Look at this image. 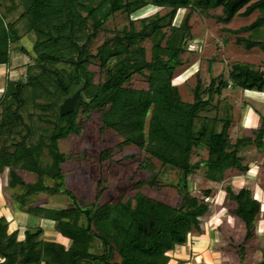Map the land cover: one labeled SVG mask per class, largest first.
I'll return each instance as SVG.
<instances>
[{
  "label": "trees",
  "instance_id": "16d2710c",
  "mask_svg": "<svg viewBox=\"0 0 264 264\" xmlns=\"http://www.w3.org/2000/svg\"><path fill=\"white\" fill-rule=\"evenodd\" d=\"M146 8L159 11L132 18ZM217 9L221 15L215 19L222 24L258 12L254 22L230 33L243 50L264 53V0H0V67L10 66L12 46L21 44L24 36L33 37L30 49H18L32 61L26 75L7 80L0 93V176H8L3 193L10 195L16 211L53 222L57 234L69 241L65 247L39 239L41 227L26 228L20 240L18 231L9 232L6 218L1 217L0 264H168L170 252L185 245L190 235L202 234L201 220L210 213L211 191L193 196L188 178L202 169L210 182L223 181L226 171L244 174L249 166L244 165L241 150L264 147V116L251 136L235 142L228 133L232 117L227 105L223 116L218 115V106L215 116H201L226 89L264 94V67L232 63L226 79L211 78L206 87L196 71L192 103L184 102L172 83L189 50L193 14L208 16ZM180 10L185 13L174 25ZM15 13L17 18L10 20ZM118 14L126 17L127 25L106 29V23ZM101 33L105 37L93 53V43ZM245 33L247 37L240 36ZM93 65L99 69L97 80L90 70ZM134 77H142L146 87L133 88ZM81 86L84 101L60 117L62 100ZM92 112L100 115L101 129L123 138L120 147L134 146L146 155L140 168L150 178L138 188L158 187L166 168L178 172V207L140 192L127 201L82 205L64 187L62 165L67 157L58 143L79 135L80 116ZM198 149L206 150L207 158L192 163ZM108 156L106 152L101 161ZM23 173L36 180L25 182ZM224 192L234 204L229 215L245 228L244 240L237 246L243 259L256 236L262 206L246 187L234 192L227 186ZM41 194L64 195L71 204L34 205L33 198ZM258 264H264V252Z\"/></svg>",
  "mask_w": 264,
  "mask_h": 264
},
{
  "label": "rangeland",
  "instance_id": "374dc122",
  "mask_svg": "<svg viewBox=\"0 0 264 264\" xmlns=\"http://www.w3.org/2000/svg\"><path fill=\"white\" fill-rule=\"evenodd\" d=\"M159 9L146 8L134 16L133 19H140L153 15ZM163 13V12H162ZM185 11L180 10L174 20V25H178ZM208 16L194 13L190 24L192 27V40L189 50L182 56L183 66L176 72L173 85L178 87L179 94L184 102H193L192 89L196 85L197 75L203 84L208 86L211 78L222 76L227 78V74L232 63L243 62L257 68L264 67V53L258 49L245 51L235 44V36L230 31L238 30L250 25L258 17V12L251 16L236 17L228 24L218 23L215 17L221 15V10L210 11ZM18 13H15L10 20H15ZM127 25L124 15L118 14L106 23V29H121ZM19 33L24 36L25 31L22 24L18 25ZM247 37L248 34H241ZM104 33H101L93 43L92 52L102 43ZM33 43L32 36H24L21 44L12 46L11 63L5 68L0 67V93L7 80L17 81L24 78L28 65L32 64L30 57L23 55L18 49L23 46L30 49ZM14 47V48H13ZM149 49V48H147ZM149 53L147 60H149ZM90 70L95 73L98 79L99 69L91 66ZM131 86L135 89L145 88L146 84L142 77H134ZM206 99V96H203ZM224 105L230 108L232 117L231 126L228 130L230 139L235 142L239 137L251 136L252 129L260 124V118L264 116V94L256 92H243L238 89H226L221 96L214 97L212 105L201 116L213 117L217 114L214 109L220 108L218 115L223 116ZM212 108V109H211ZM38 111H29V113ZM26 117V113L24 114ZM100 115L92 112L88 116H80L82 131L79 135H73L58 143L59 151L67 157L66 163L62 165L65 184L64 187L72 192L82 205L92 204L95 201L102 205L105 202H113L120 198L123 201L132 199L138 192L145 196L178 207L181 199L175 184L178 181V172L165 169L161 176L162 183L158 187L150 188L144 185L140 188L137 185L150 178V173L140 168V163L146 155L134 146L120 147L123 138L112 130L101 129ZM36 119H34L35 121ZM27 122V120H26ZM38 125V123H37ZM219 125L218 129H220ZM264 141V140H263ZM106 152L109 156L101 161L100 157ZM240 156L244 165L249 166V170L244 174L233 171H226L221 182H210L204 177V169L197 171L188 178V190L193 196L202 197L204 190H210L211 196L207 199L210 205L209 215L202 218V234H192L188 237L191 245L196 243V249L202 250L203 244H197L199 238L208 242L205 258L200 264H258L263 259L264 252V147L257 149L254 145L242 149ZM207 158L204 149L195 151L191 162ZM157 168H161L156 160H152ZM25 182H34L35 176L32 174H21ZM8 179L7 174L0 176V189L4 187ZM50 184V183H49ZM231 186L234 192L242 187L248 188L252 196L261 204V213L256 226V236L246 247L245 257L241 259L237 252V246L241 245L245 237L243 224L235 217H231L230 210L234 204L227 198L224 189ZM100 193L96 200V195ZM7 205L16 211L15 204H12L10 195L5 192ZM34 205H47L52 207H67L71 202L64 195L48 196L41 194L33 198ZM20 212V211H18ZM23 213V212H21ZM24 214V213H23ZM26 226L43 227L42 223L53 222L28 216L24 220ZM42 235L39 239H42ZM62 239V238H60ZM66 241L65 239H62ZM194 263L191 257L190 263Z\"/></svg>",
  "mask_w": 264,
  "mask_h": 264
},
{
  "label": "crops",
  "instance_id": "0c3cea01",
  "mask_svg": "<svg viewBox=\"0 0 264 264\" xmlns=\"http://www.w3.org/2000/svg\"><path fill=\"white\" fill-rule=\"evenodd\" d=\"M0 185L2 186L1 183ZM28 216L30 215L25 213L23 214L21 212L13 211L12 209H10V207L7 205L6 198L4 197L3 187H2V189H0V218L1 217L6 218L9 225V232H13L15 230L18 231V238L20 240L23 239L24 231L26 228H28L25 224L26 222L24 221L28 218ZM38 225L39 224H36L33 227H40ZM42 225H43V227H41L43 230L42 239L59 242L63 244L65 247L69 246V241L67 239H65L66 241H63L62 239L64 238L60 237L57 234V232L54 229V224L49 225L47 222H45V224L43 222ZM201 238L202 237L199 238L200 242H198L197 244H201V245L203 244L202 250L196 249V243H193L194 245H191V243L188 242V244L186 243L183 246H178L175 248L174 251L168 254L170 258L168 264H200L201 260H204L206 255L205 251L208 248V242ZM191 257H194L195 259L194 263L193 261L192 263H190ZM204 262L205 264H209L206 261Z\"/></svg>",
  "mask_w": 264,
  "mask_h": 264
},
{
  "label": "water",
  "instance_id": "95a60500",
  "mask_svg": "<svg viewBox=\"0 0 264 264\" xmlns=\"http://www.w3.org/2000/svg\"><path fill=\"white\" fill-rule=\"evenodd\" d=\"M83 86L79 87L74 93L64 98L58 106L59 116L63 117L74 112L77 104L84 101L82 94Z\"/></svg>",
  "mask_w": 264,
  "mask_h": 264
}]
</instances>
